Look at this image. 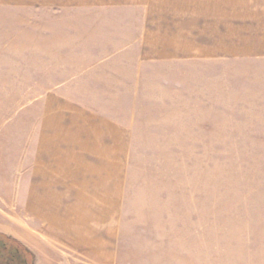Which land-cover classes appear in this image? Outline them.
<instances>
[{
	"label": "rangeland",
	"instance_id": "rangeland-1",
	"mask_svg": "<svg viewBox=\"0 0 264 264\" xmlns=\"http://www.w3.org/2000/svg\"><path fill=\"white\" fill-rule=\"evenodd\" d=\"M245 7L264 9V0H0V175L18 181L20 129L30 117L21 108L72 69L48 58L77 62L98 32L119 46L116 33L135 25L118 10L156 11L144 20L161 28L180 11L186 56L145 82L165 96L156 103L165 114L151 118L167 126L166 139L133 146L128 212L138 220L125 232L136 237L132 248L155 252L151 264H264V56H247L242 30L229 29L243 24ZM0 212L18 225V194Z\"/></svg>",
	"mask_w": 264,
	"mask_h": 264
},
{
	"label": "crops",
	"instance_id": "crops-1",
	"mask_svg": "<svg viewBox=\"0 0 264 264\" xmlns=\"http://www.w3.org/2000/svg\"><path fill=\"white\" fill-rule=\"evenodd\" d=\"M132 11H117V18L135 25L116 33L119 46L105 43L108 37L98 32L88 36L83 45L94 44L83 48L77 62L48 58L47 65H68L70 73L35 106L21 108V116L30 111V117H23L20 129L18 181L0 175V209L10 194H18V225L0 212V233L18 240L34 264H151L155 258L151 250L132 248L136 237L125 232L127 223L138 220L128 212L133 146L166 139L167 126L151 118L165 114L164 105L156 106L165 96L145 82L157 67L186 56L187 37L180 11L173 25L162 28L144 20L156 11ZM242 18L243 24L229 25L231 34L242 30L245 54L262 59L264 9L245 7ZM117 24L129 29L122 20ZM195 28L203 34L204 17L197 12ZM69 45V52L79 50ZM93 51L99 54L90 56Z\"/></svg>",
	"mask_w": 264,
	"mask_h": 264
},
{
	"label": "trees",
	"instance_id": "trees-1",
	"mask_svg": "<svg viewBox=\"0 0 264 264\" xmlns=\"http://www.w3.org/2000/svg\"><path fill=\"white\" fill-rule=\"evenodd\" d=\"M33 255L19 242L0 234V264H33Z\"/></svg>",
	"mask_w": 264,
	"mask_h": 264
}]
</instances>
